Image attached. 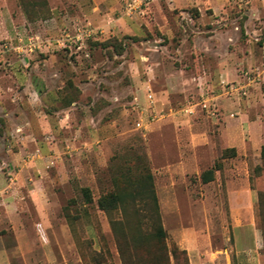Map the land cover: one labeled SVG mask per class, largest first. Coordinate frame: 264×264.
<instances>
[{
    "label": "rangeland",
    "instance_id": "obj_1",
    "mask_svg": "<svg viewBox=\"0 0 264 264\" xmlns=\"http://www.w3.org/2000/svg\"><path fill=\"white\" fill-rule=\"evenodd\" d=\"M263 145L264 0H0V264H149L142 171L171 264H264Z\"/></svg>",
    "mask_w": 264,
    "mask_h": 264
},
{
    "label": "trees",
    "instance_id": "obj_2",
    "mask_svg": "<svg viewBox=\"0 0 264 264\" xmlns=\"http://www.w3.org/2000/svg\"><path fill=\"white\" fill-rule=\"evenodd\" d=\"M261 158L263 166L261 168H257L255 170L256 173L264 172V145L261 150ZM202 178L203 182L205 183L212 181L213 172L209 171L203 174ZM85 192L88 191L85 190ZM86 196H88V193ZM138 198L149 200L150 215L148 220L152 226V230L150 233H145L142 226L143 222H138L136 224L137 234L128 237L124 233L125 235H123V239L127 241L128 246H132L134 248L142 246L145 253L148 252L149 264H171L166 245L167 234L161 222L159 201L156 195L152 176L148 172L142 171V178L137 186L133 188V190L127 192L116 191L105 194L99 199L98 206L101 210L106 212H112L117 209L126 211L128 208V199L135 201ZM118 224L122 225L121 223H113V227L116 229ZM150 246H154L156 248L155 253L151 254L148 251ZM119 252L122 256V251H120V249ZM173 257L176 264H189V260L185 251H174Z\"/></svg>",
    "mask_w": 264,
    "mask_h": 264
},
{
    "label": "built area",
    "instance_id": "obj_3",
    "mask_svg": "<svg viewBox=\"0 0 264 264\" xmlns=\"http://www.w3.org/2000/svg\"><path fill=\"white\" fill-rule=\"evenodd\" d=\"M148 100H149V101H152V100H153V95H152V94H149V95H148ZM137 127H138V128H141V127H142V122H138V123H137Z\"/></svg>",
    "mask_w": 264,
    "mask_h": 264
}]
</instances>
